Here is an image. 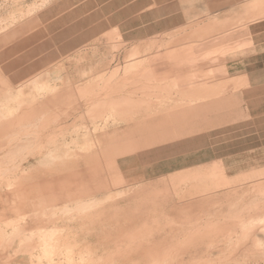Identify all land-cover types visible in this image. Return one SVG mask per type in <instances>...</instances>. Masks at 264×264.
Segmentation results:
<instances>
[{
  "label": "bare ground",
  "instance_id": "bare-ground-1",
  "mask_svg": "<svg viewBox=\"0 0 264 264\" xmlns=\"http://www.w3.org/2000/svg\"><path fill=\"white\" fill-rule=\"evenodd\" d=\"M47 2L0 19L6 58L23 46L8 44L23 27L14 25L37 19ZM169 47L159 71L144 66L145 54L127 61L133 49L107 74L76 64V79H92L58 82L57 64L19 85L0 77V264L264 261L263 182L240 189L212 167L154 183L144 177V154L210 131L230 89L246 83L183 71L195 62L190 43ZM248 193L250 204L243 203Z\"/></svg>",
  "mask_w": 264,
  "mask_h": 264
},
{
  "label": "rangeland",
  "instance_id": "rangeland-1",
  "mask_svg": "<svg viewBox=\"0 0 264 264\" xmlns=\"http://www.w3.org/2000/svg\"><path fill=\"white\" fill-rule=\"evenodd\" d=\"M41 1L0 0V19L8 17L12 11L26 9ZM100 1L48 0L46 7L42 8L44 11L42 24L39 20L40 13L37 19L33 15L16 23L15 27H23L15 31L16 34L10 37L8 44L18 41L24 48L40 36L42 67L51 64L62 66L61 76L63 77L59 78L58 82L76 81L78 79L75 78V72L78 70L76 64L82 68L95 69V71L92 69L91 73L103 71L107 74L111 68L116 66L122 68L124 63L126 64L130 59L140 58L142 54H145L142 57L147 56L145 67L149 69L156 67L157 71L163 70L166 63L160 53L165 52L167 48L171 49L172 47H169L171 43L180 45L190 43L189 51H192L191 55L195 62L192 68L185 67L183 71L193 69L199 74H210L209 72L213 71L218 80L245 77L244 69L264 71V54L248 56L255 50L253 43L264 40V0H232V6L225 14L221 11L216 13L217 15L203 14L202 30L195 33L193 28L172 32H158L151 30L152 27L147 28L149 26L147 24L149 18L145 14L147 0H137L138 29L129 30L131 25L125 22L129 17L128 10L123 6L121 18L124 29L121 32L107 31L105 37L97 26L72 23V20L89 11L97 14L96 6ZM129 1L122 0L123 3ZM57 2L58 4L52 9L51 6ZM231 2L228 0L227 5ZM217 9L220 8L217 7ZM51 10L67 12L66 21L62 23L56 20L51 21V17L55 14L50 13ZM204 31L209 32L207 38H200L202 41H193L196 37L192 36ZM36 35L39 36L35 37ZM50 35L53 36L50 37ZM133 49H136L135 51L139 54L129 58L127 54ZM19 51L7 58L0 51V77L8 75L6 61ZM127 57L129 59L126 61ZM65 67L69 69L68 72ZM88 76L89 74L81 75L78 80H86ZM93 77V75L89 76V79ZM31 79L35 80L38 77ZM230 90L232 91L230 94L234 95L226 102L224 109L214 112L212 119L214 127L210 131L201 133L193 141L172 147L156 148L144 154L143 169L145 170H142L146 180L154 183L161 177L171 176L181 171L212 167L216 175L228 176L234 182L232 186H238L240 189L249 190L258 182L264 184V86L250 87L246 80L241 89ZM252 199L251 193H248L243 198V203L250 204ZM240 207L241 204H237L234 210ZM259 264H264V261H260Z\"/></svg>",
  "mask_w": 264,
  "mask_h": 264
},
{
  "label": "crops",
  "instance_id": "crops-1",
  "mask_svg": "<svg viewBox=\"0 0 264 264\" xmlns=\"http://www.w3.org/2000/svg\"><path fill=\"white\" fill-rule=\"evenodd\" d=\"M231 1L232 0H230V2ZM227 3L228 0H147L145 4V14L149 18L147 20V24L149 25L147 28L152 27L151 30H156L158 32H172L175 30L186 31L193 28L195 33L196 31L202 30L203 14L214 15L220 11L225 14L232 6V2L229 5H227ZM57 4L58 2L52 5V9H54L53 7ZM123 6L128 10L129 17L125 22L131 25L129 30H137L139 12L137 0H130L127 3H123L122 0H101L96 6L97 14L89 11L72 20V23H86L92 27L97 26L104 37L107 31L121 32L124 29L122 27L123 20L121 18ZM217 7L220 9L218 10ZM140 10L142 11V9ZM43 12L42 9L39 16L41 24ZM50 13H55L53 17H51V21L56 20V22L59 23L65 22L67 19L66 16L68 15L67 12L65 13L58 10H51ZM191 24H193V26ZM153 25H155V27ZM52 36L53 35H50V37ZM196 39L197 38H194L193 41H202L200 38L198 40ZM253 46L255 50L252 54H248V56H260L264 54V40L253 43ZM41 47L42 38L39 37V39L34 40L30 45L21 48L18 54L11 56L10 59L6 61V63L9 64L8 66H10L7 74L17 85L28 78L36 77L38 72L42 70ZM19 71L22 75H18ZM244 75L250 87L264 86V71L261 69L249 71L244 69Z\"/></svg>",
  "mask_w": 264,
  "mask_h": 264
}]
</instances>
